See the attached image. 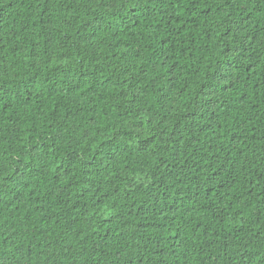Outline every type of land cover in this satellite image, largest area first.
<instances>
[{
	"label": "trees",
	"instance_id": "16d2710c",
	"mask_svg": "<svg viewBox=\"0 0 264 264\" xmlns=\"http://www.w3.org/2000/svg\"><path fill=\"white\" fill-rule=\"evenodd\" d=\"M0 264H264V0H0Z\"/></svg>",
	"mask_w": 264,
	"mask_h": 264
},
{
	"label": "snow or ice",
	"instance_id": "6c2138e0",
	"mask_svg": "<svg viewBox=\"0 0 264 264\" xmlns=\"http://www.w3.org/2000/svg\"><path fill=\"white\" fill-rule=\"evenodd\" d=\"M6 91V88L3 84H0V103H4V92Z\"/></svg>",
	"mask_w": 264,
	"mask_h": 264
}]
</instances>
